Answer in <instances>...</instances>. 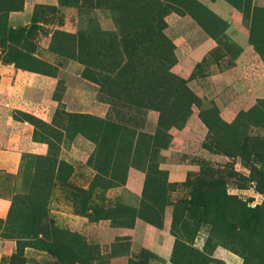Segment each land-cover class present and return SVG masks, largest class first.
Returning <instances> with one entry per match:
<instances>
[{"label": "rangeland", "instance_id": "1", "mask_svg": "<svg viewBox=\"0 0 264 264\" xmlns=\"http://www.w3.org/2000/svg\"><path fill=\"white\" fill-rule=\"evenodd\" d=\"M206 38L216 46L199 58ZM0 50L44 74L16 114L51 145L0 183L11 264L29 246L32 264H114L130 242L111 235L104 252L70 213L162 225L168 206L171 260L143 249L125 264H264V0H0ZM171 161L188 164L184 180ZM132 169L141 202L126 187L88 209Z\"/></svg>", "mask_w": 264, "mask_h": 264}, {"label": "crops", "instance_id": "2", "mask_svg": "<svg viewBox=\"0 0 264 264\" xmlns=\"http://www.w3.org/2000/svg\"><path fill=\"white\" fill-rule=\"evenodd\" d=\"M56 3L58 1H45ZM216 46L214 39L206 38L199 47V58H204ZM44 74L21 68L14 62L5 61L0 50V183H4L6 176H18L28 164L30 156L47 155L51 150L48 141L38 139L35 135L34 124L26 118L17 116L18 110H29V100L23 94L22 88L41 85ZM171 180L182 181L189 172L186 162H166ZM146 186V178L135 170H131L127 183L115 185L108 190L100 187L89 197L88 209L95 213L101 210L110 199L120 200L124 189L129 187L133 198L141 202ZM125 196V195H124ZM110 197V198H108ZM13 207V197L0 191V218H8ZM108 207V205H106ZM56 211L59 209L55 208ZM71 220L72 228L85 232L87 239L95 237V232L102 237L103 251L107 252L104 242L106 238L114 235L127 239L130 242L128 252L114 254V264H125L130 256L150 249L158 251L166 260H171L175 248L176 236L172 231L173 211L170 206L166 208L162 225H157L142 216H137L133 224H115L114 218L108 216H94L93 214H80L73 211ZM13 240L0 234V264H11L9 242ZM28 247V246H27ZM30 246L26 254L30 262ZM112 250V246L110 247ZM8 255V256H7Z\"/></svg>", "mask_w": 264, "mask_h": 264}]
</instances>
